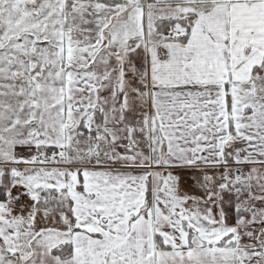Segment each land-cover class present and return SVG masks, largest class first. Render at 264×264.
<instances>
[{
	"label": "snow or ice",
	"instance_id": "1",
	"mask_svg": "<svg viewBox=\"0 0 264 264\" xmlns=\"http://www.w3.org/2000/svg\"><path fill=\"white\" fill-rule=\"evenodd\" d=\"M0 264H264V0H0Z\"/></svg>",
	"mask_w": 264,
	"mask_h": 264
}]
</instances>
